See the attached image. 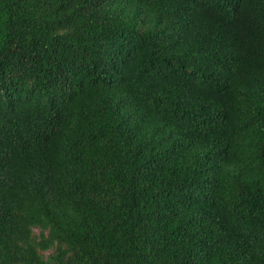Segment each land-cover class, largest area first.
<instances>
[{"label":"trees","instance_id":"trees-1","mask_svg":"<svg viewBox=\"0 0 264 264\" xmlns=\"http://www.w3.org/2000/svg\"><path fill=\"white\" fill-rule=\"evenodd\" d=\"M0 264H264V0H0Z\"/></svg>","mask_w":264,"mask_h":264}]
</instances>
